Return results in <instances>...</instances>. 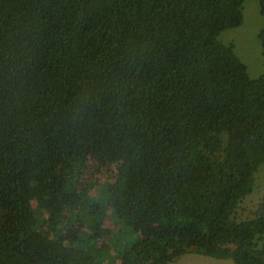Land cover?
<instances>
[{"label":"trees","instance_id":"1","mask_svg":"<svg viewBox=\"0 0 264 264\" xmlns=\"http://www.w3.org/2000/svg\"><path fill=\"white\" fill-rule=\"evenodd\" d=\"M244 3L0 0V264H98L112 202L120 264H264V198L237 217L264 168V73L219 39ZM87 160L119 166L94 197Z\"/></svg>","mask_w":264,"mask_h":264},{"label":"rangeland","instance_id":"2","mask_svg":"<svg viewBox=\"0 0 264 264\" xmlns=\"http://www.w3.org/2000/svg\"><path fill=\"white\" fill-rule=\"evenodd\" d=\"M244 22L239 28L228 30L220 35V41L224 44L234 43L236 53L240 59L248 66L249 73L252 79H256L264 73V56L258 35L264 28V17L260 12L258 0H245L243 6ZM59 157L53 158V162H57ZM119 166L117 165H100L94 160H87L84 164L79 177L80 189L78 193L86 192L89 196L98 195L99 191L96 188L99 184H112L117 177ZM264 198V168L257 175V184L255 191L248 196L241 204L237 217L247 219ZM106 199V198H105ZM69 200L76 201L75 196H69ZM118 209L116 202L105 205L101 220L98 222L99 234L102 235V230L105 232L102 236L97 234L92 242L96 248L102 249L105 253L99 258L98 264H120V257L124 251L125 243L128 235L116 225V218L113 211ZM111 210L112 213H111ZM98 221V220H97ZM96 222V221H95ZM84 224V227L91 233V227L96 224ZM66 228H64V232ZM63 232V229H62ZM77 235V229L72 232L71 236ZM170 264H237L232 260L217 259L213 257H205L200 254L189 253L179 257Z\"/></svg>","mask_w":264,"mask_h":264}]
</instances>
